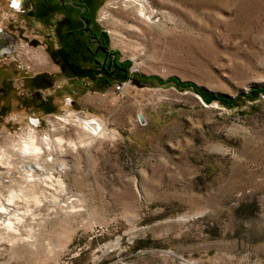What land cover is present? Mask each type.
<instances>
[{"label": "rangeland", "instance_id": "obj_1", "mask_svg": "<svg viewBox=\"0 0 264 264\" xmlns=\"http://www.w3.org/2000/svg\"><path fill=\"white\" fill-rule=\"evenodd\" d=\"M14 1L0 0V20L18 26L0 56V151L35 129L62 185L0 176L3 205L24 190L15 232L0 227V264H264V0H148L151 21L129 0L93 2L90 47L108 38L127 76L58 53L82 28L78 0ZM39 75L47 106L26 109Z\"/></svg>", "mask_w": 264, "mask_h": 264}, {"label": "bare ground", "instance_id": "obj_2", "mask_svg": "<svg viewBox=\"0 0 264 264\" xmlns=\"http://www.w3.org/2000/svg\"><path fill=\"white\" fill-rule=\"evenodd\" d=\"M129 2L132 3L141 18L147 21L152 20L154 12L149 10L148 0H129ZM14 47L15 45L12 44L10 52H13ZM60 120L66 123L73 121L70 116L62 117ZM74 121L83 129L87 130L93 136V140L102 138L107 134L106 127L97 118L89 119L87 117L76 116ZM32 122L35 124L34 121ZM34 130L30 129L28 133L21 136L17 142L11 144L12 146L9 149L0 151V164L2 165L5 163L8 167V171L2 174L0 173V176L9 177L15 169L24 174L27 183L26 187L35 188L37 184L40 183L48 186L51 185L48 183H52L54 180L62 185L61 180L55 179L53 173H49V171L45 170L47 165L43 163V155L52 147H50L48 138L37 143V135ZM45 163H47V160H45ZM63 169L64 167L60 170ZM15 192L10 193L5 201V205L0 202V227L8 232H15L13 228L16 221L12 220H18L17 216L20 215L18 214V208L15 202L16 199H19L18 197L21 196L20 194L24 193V190L19 189L18 194ZM35 199L37 200V197H35Z\"/></svg>", "mask_w": 264, "mask_h": 264}, {"label": "trees", "instance_id": "obj_3", "mask_svg": "<svg viewBox=\"0 0 264 264\" xmlns=\"http://www.w3.org/2000/svg\"><path fill=\"white\" fill-rule=\"evenodd\" d=\"M78 1L88 4V6H86V8L87 7L91 8L90 10L87 11V13L82 12L81 14H79L80 18L82 20L81 26L83 27V22L85 24H90V22H91L90 21L91 19L90 18L88 19L87 15L89 16V13H91L90 12L91 10H95V8L90 7L91 5H93V2H95V0H84V1L78 0ZM63 4L65 5L64 1H63ZM65 23H69L72 25V20L70 18H68L65 20ZM77 28L80 29V31H77L78 29H75V27L73 26V27H71V31H69L67 33L68 37H71V36L75 37L74 44L71 45L69 48H64V49L60 48L58 50V53L63 55V59L70 57L71 61H69L68 63L70 65H73L76 67L79 64V61H85L86 60L88 62L89 60L93 59V62H96L99 64L98 58L101 57L103 59L104 64L106 65L108 59H110V62L112 61L111 67L114 66L118 70L124 72L126 74V76L129 74V71H128L129 65H127L125 63H120L119 62V54L110 51V42H109L108 38L106 40L105 39L102 40L100 48H99V50H97L98 51L97 52V51H94L90 47L91 34H89V29L83 30L81 27H77ZM86 34H87V36H86ZM85 36L87 37V39ZM97 54H100V55L97 56ZM87 68H88V70L81 71V72H84L82 74H88V75L92 74L93 76L97 75V74H95V75L93 74V73H95V72H93L94 71L93 68H89V67H87ZM77 69H78V71L80 70L79 67H77L76 70ZM106 72H107V69L105 66L104 67V73L107 74L112 79L111 74H108ZM74 73L77 74L76 71H74ZM40 78H41V75L34 78L31 82V83H33L32 85L34 86V89H33L32 94H31L32 97L27 99V100L22 101V105L26 109H33L35 111H40V110L45 109L47 106L48 99H46L45 97L42 96L41 89H48L51 87V85L42 86L41 84H39ZM134 78L137 79V81L144 83V80H142L141 78H137V77H134ZM145 79L147 80L148 83L158 82V84L161 85V83H160L161 80L158 77H149V78L145 77ZM50 80H51V78H50ZM104 82L102 83L104 85L106 84V82L111 83L109 81V78H108V80H105ZM48 83L51 84V81L50 82L48 81ZM35 84H37V86H35ZM170 84L174 85V86H176L182 90L194 89V91H197V88L195 85L190 84V83H182L174 77L170 78L165 83V85H170Z\"/></svg>", "mask_w": 264, "mask_h": 264}, {"label": "flooded vegetation", "instance_id": "obj_4", "mask_svg": "<svg viewBox=\"0 0 264 264\" xmlns=\"http://www.w3.org/2000/svg\"><path fill=\"white\" fill-rule=\"evenodd\" d=\"M82 1H84V0H82ZM64 2L66 3L67 1L64 0ZM78 3L82 6V8L84 9V12H86V13H87L88 10L91 9V8H88V7L86 8V6H88V4H86V3H82V2H79V1H78ZM95 3H98V0H95ZM79 4H77V5H79ZM77 5L73 4L72 6L76 7ZM90 7H93V5H91ZM87 18L89 19L88 15H87ZM63 23L65 24V20H63ZM63 23H62V25H63ZM91 28H92V26H90V24H85V23L83 24V27H82L83 30H85V29H89L90 30ZM13 36L14 35H12L6 28H4L3 26H0V39H3L5 37H11L13 39V41L7 47H3L1 49L0 56H3V57L4 56H10L15 51L16 46L14 47L13 52H10V48L12 47V44L15 43V38ZM86 36H87V34H86ZM86 39H87V37H86ZM90 42L93 44V46H99L100 36L99 35H95V34H91Z\"/></svg>", "mask_w": 264, "mask_h": 264}, {"label": "crops", "instance_id": "obj_5", "mask_svg": "<svg viewBox=\"0 0 264 264\" xmlns=\"http://www.w3.org/2000/svg\"><path fill=\"white\" fill-rule=\"evenodd\" d=\"M24 2H23V5H24V7H25V9L27 8V6H28V2H31V0H23ZM73 4V3H72ZM1 6H3V3H1ZM8 6V5H7ZM75 9L76 8H79V9H77V10H80V11H78L79 12V14H81L82 12H84V9L82 8V6L81 7H79V6H73ZM3 8V7H2ZM62 19L63 20H65V17L63 16L62 17ZM62 20V21H63ZM63 23V22H62ZM83 24H84V22H83ZM41 24L39 23L38 24V26H40ZM0 26H3L4 28H6L12 35H14V36H16V31H14L13 30V28H18V26L17 25H13V28L11 27L12 26V23H11V21L10 20H8V18H6V19H4V20H0Z\"/></svg>", "mask_w": 264, "mask_h": 264}, {"label": "water", "instance_id": "obj_6", "mask_svg": "<svg viewBox=\"0 0 264 264\" xmlns=\"http://www.w3.org/2000/svg\"><path fill=\"white\" fill-rule=\"evenodd\" d=\"M13 39L11 37H5L3 39H0V51L3 47H7ZM140 120L143 121V117L140 115L139 116Z\"/></svg>", "mask_w": 264, "mask_h": 264}, {"label": "built area", "instance_id": "obj_7", "mask_svg": "<svg viewBox=\"0 0 264 264\" xmlns=\"http://www.w3.org/2000/svg\"><path fill=\"white\" fill-rule=\"evenodd\" d=\"M11 2H12V3H11V4H12L11 7L14 8V7H15V5H14V4H15V1H14V0H11ZM118 88L120 89V87H118Z\"/></svg>", "mask_w": 264, "mask_h": 264}]
</instances>
